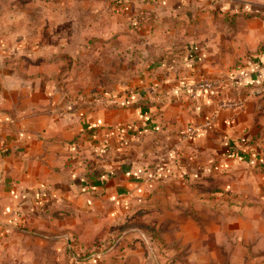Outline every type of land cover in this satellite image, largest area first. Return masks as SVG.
Segmentation results:
<instances>
[{"label": "crops", "instance_id": "0c3cea01", "mask_svg": "<svg viewBox=\"0 0 264 264\" xmlns=\"http://www.w3.org/2000/svg\"><path fill=\"white\" fill-rule=\"evenodd\" d=\"M90 1L102 20L100 9L115 5ZM117 2L138 6L132 22L138 14L144 18L139 30L128 31L138 39L117 50L123 59L134 54L133 68L152 69V77L129 83H142L139 92L120 91L114 101L89 94L76 100L45 87L44 66L32 76L4 69L10 88L0 89V242L15 231L35 230L57 243L62 237L67 244L69 231L90 243L112 235L115 222L134 205L147 199L152 204L159 189L172 197L181 186L194 197L187 183L207 169L216 175L237 164L264 168V18L241 16L236 30L207 24L264 7V0ZM191 15L203 20L201 28H177ZM188 33L196 41L179 50L175 44ZM214 77L224 79L222 86L193 89L196 81ZM149 98L152 109L141 105ZM242 98L241 109L220 107L223 100ZM150 206L146 217L152 216ZM114 246L109 255L117 253ZM128 254L129 264H154L138 246ZM173 264L195 260L190 254Z\"/></svg>", "mask_w": 264, "mask_h": 264}, {"label": "rangeland", "instance_id": "374dc122", "mask_svg": "<svg viewBox=\"0 0 264 264\" xmlns=\"http://www.w3.org/2000/svg\"><path fill=\"white\" fill-rule=\"evenodd\" d=\"M117 1L100 9L102 20L90 0H0V89L10 88L2 79L6 66L26 76L44 66L45 87L76 100L89 94L114 101L120 91L127 96L144 88L142 83H129L134 77H152V69L133 68L134 54L130 51L123 59L117 51L138 39L128 31L139 30L144 18L138 14L132 22L131 13L138 6ZM241 16L264 18V7L226 13L223 20L207 24H229L236 30ZM181 21L177 28L185 31L204 23L192 15ZM171 23L176 27L177 22ZM186 35L175 44L179 50L197 39ZM21 43L32 49L24 51ZM142 103L152 109V99ZM203 172V178L187 183L197 196H187L181 186L172 197L159 189L152 204L147 199L134 205L115 222L112 235L95 236L90 243L72 231L71 248L62 237L57 243L35 230L15 231L0 242V264H129L128 251L137 246L154 264H173L190 254L195 264H264V168L237 164L216 175ZM149 206L152 216L146 217ZM148 218L152 224H147ZM111 246L118 257L109 255Z\"/></svg>", "mask_w": 264, "mask_h": 264}, {"label": "built area", "instance_id": "2783aa9c", "mask_svg": "<svg viewBox=\"0 0 264 264\" xmlns=\"http://www.w3.org/2000/svg\"><path fill=\"white\" fill-rule=\"evenodd\" d=\"M224 79L221 77H214V78H204L196 81L193 84L194 90H214L222 86ZM245 98L239 100H223L220 103L221 108H232V109H241L245 105ZM196 129L189 130L190 134H194ZM68 246L71 248L72 241L71 238L68 239Z\"/></svg>", "mask_w": 264, "mask_h": 264}, {"label": "trees", "instance_id": "16d2710c", "mask_svg": "<svg viewBox=\"0 0 264 264\" xmlns=\"http://www.w3.org/2000/svg\"><path fill=\"white\" fill-rule=\"evenodd\" d=\"M186 54H187V50L185 49V50H184V54H183V60L186 58V56H187ZM82 260H83V259H82ZM80 263H83V262L80 261Z\"/></svg>", "mask_w": 264, "mask_h": 264}]
</instances>
